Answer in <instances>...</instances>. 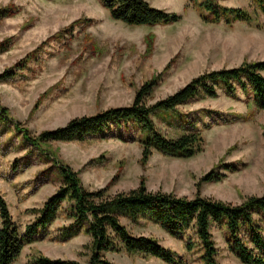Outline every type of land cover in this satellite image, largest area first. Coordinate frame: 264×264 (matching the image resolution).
I'll return each mask as SVG.
<instances>
[{"label": "rangeland", "instance_id": "obj_1", "mask_svg": "<svg viewBox=\"0 0 264 264\" xmlns=\"http://www.w3.org/2000/svg\"><path fill=\"white\" fill-rule=\"evenodd\" d=\"M147 1L153 7L182 16L167 24L131 25L112 18L98 0H0V7H11L10 14L0 19V40L11 37L8 48L0 51V71L73 20L92 18L87 24L74 25L59 38L47 39L28 68L8 81H0V100L9 108V116L19 120L31 134H37L64 124L75 115L129 104L141 83L155 75L159 77L148 103L174 92L206 70L264 59L261 14L260 27L244 21L229 26L221 21L202 20L192 6L185 9L188 0ZM216 1L253 9L250 0ZM148 32L153 35L146 36ZM85 33L92 35L98 46L96 51H92ZM249 109L254 110L251 117L232 119L235 112L246 113ZM178 110L183 114V123L195 121L201 128L203 149L188 157L153 151L144 165L139 161L141 145L136 140L111 136L86 141L53 140L37 148L23 144L12 121L0 118V192L13 219L23 226L33 217L27 209L41 205L61 184L55 160L77 170L82 184L89 189L105 185L119 172L107 193L135 187L143 176L148 189L191 197L196 192L195 182L217 164L215 169L225 175L202 182L201 194L239 203L247 195L263 193L264 110L253 107L250 90L238 89L235 96H229L219 89L216 96L191 99L178 105ZM153 120L163 133L175 134L178 129H170L156 116ZM207 123L211 125L207 127ZM120 130L128 134V129ZM229 161H236L238 169H223L220 164ZM122 220L133 234L157 236L162 244L176 250L186 264H201V245L193 227L177 238L154 223L137 224L126 217ZM68 221L56 218L49 226L50 233ZM258 223L264 225L263 221ZM211 231L217 259L222 264H245L229 251L225 227L214 224ZM189 237L196 244L187 251L184 239ZM90 240L82 232L66 241L48 237L35 240L24 245L12 264H30L29 257L37 252L87 263ZM108 252L115 253L122 264H170L158 257Z\"/></svg>", "mask_w": 264, "mask_h": 264}, {"label": "trees", "instance_id": "obj_2", "mask_svg": "<svg viewBox=\"0 0 264 264\" xmlns=\"http://www.w3.org/2000/svg\"><path fill=\"white\" fill-rule=\"evenodd\" d=\"M108 10L110 16L131 25L167 24L179 20L181 13L156 8L147 0H98ZM253 9L226 6L216 0H188L185 9L192 6L200 18L209 22H223L232 25L235 21H244L250 25L262 26L258 19L264 17V0H250ZM10 6L0 7V19L10 14ZM91 17L73 20L47 39L59 38L65 32L71 31L76 24H87ZM153 32L146 36L151 37ZM93 49L96 51L92 35L85 33ZM47 39L18 58L12 64L0 71V81L12 79L19 71L28 68L32 59L38 58V53ZM11 37L0 40V51L10 44ZM166 65L165 69L167 68ZM264 59L243 60L232 67L210 69L193 76L174 92L158 98L152 103L153 87L157 84L159 75L145 80L136 89L134 98L129 104L109 106L95 113L75 115L64 124L53 128H45L37 134H31L28 128L20 125V121L9 116V108L1 103L0 118L10 120L16 130H19L22 143L40 147L41 144L53 140L86 141L95 138L119 137L122 140H136L141 145L139 161L144 165L153 151L164 155L188 157L201 151L204 146V136L195 121L183 123V114L178 105L194 98L216 96L221 89L229 96H235L238 89L252 93L253 107L264 110ZM254 113L249 109L246 113L235 112L234 117L247 119ZM153 116L171 127H177L175 134L163 133ZM181 131H178L182 128ZM207 127L211 124L207 123ZM115 127L117 130H114ZM128 129V134L120 130ZM119 129V130H118ZM264 132V129H263ZM55 158V156H54ZM58 162L57 169L61 184L50 193L39 206H32L27 211L33 214L31 220L23 226L12 217L9 204L0 192V264H11L19 255L22 247L32 241L48 237L57 241H66L78 233L90 236L89 258L87 263L74 259L50 257L42 252L33 253L29 257L30 264H119L108 259L105 251L125 252L144 258L158 257L170 264H186L180 254L162 244L153 234H133L122 217L137 224L154 223L169 234L182 238L185 230L190 227L201 245V264H222L217 259V246L213 239L211 226L220 225L228 232V249L245 264H264V191L262 194L247 195L239 203L221 198L203 195L199 188L202 182L221 179L225 172L210 168L195 182L196 192L193 196L179 195L173 191L148 189L144 177L137 186L128 190L107 193L108 186L117 179L115 172L108 182L98 188H86L77 170L68 163ZM223 169L236 170V161L220 164ZM69 219L57 226L55 233H50L49 226L58 218ZM244 230V235L241 231ZM196 243L189 238L184 239L187 251L193 249Z\"/></svg>", "mask_w": 264, "mask_h": 264}, {"label": "crops", "instance_id": "obj_3", "mask_svg": "<svg viewBox=\"0 0 264 264\" xmlns=\"http://www.w3.org/2000/svg\"><path fill=\"white\" fill-rule=\"evenodd\" d=\"M76 235H77V234H76ZM28 244H29V243H28ZM25 245H26V244H25ZM23 247H24V246H23ZM23 247H22V248H23ZM21 250H22V249H21ZM20 252H21V251H20ZM19 254H20V253H19ZM104 254H105V256H107L109 259H112V260H114V261L120 262V264H122V262L120 261V259L117 257V255H116L115 253H112V252L109 253L108 251H105ZM18 256H19V255H18ZM18 256H17V257H18ZM15 260H16V259H15ZM15 260H14V261H15ZM14 261H13V262H14ZM13 262H12V263H13ZM12 263H11V264H12ZM123 264H125V263H123Z\"/></svg>", "mask_w": 264, "mask_h": 264}]
</instances>
